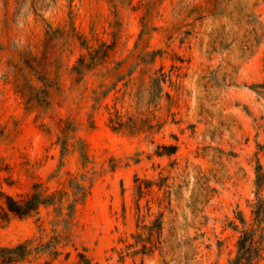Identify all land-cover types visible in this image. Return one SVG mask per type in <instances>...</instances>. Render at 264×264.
I'll return each instance as SVG.
<instances>
[{"label": "rangeland", "instance_id": "obj_1", "mask_svg": "<svg viewBox=\"0 0 264 264\" xmlns=\"http://www.w3.org/2000/svg\"><path fill=\"white\" fill-rule=\"evenodd\" d=\"M36 187L47 203L8 212ZM259 199L264 0H0L14 264H264Z\"/></svg>", "mask_w": 264, "mask_h": 264}, {"label": "trees", "instance_id": "obj_2", "mask_svg": "<svg viewBox=\"0 0 264 264\" xmlns=\"http://www.w3.org/2000/svg\"><path fill=\"white\" fill-rule=\"evenodd\" d=\"M110 125L114 131H130V133H139L144 131L137 122L129 121L123 122L119 115H115L110 118ZM149 128L148 130L152 129ZM164 150H168V154H174L176 147L174 146H162ZM45 199L38 191L37 187L34 193H32L27 199L23 201L15 200L13 197H6V207L8 212L23 218L38 210L41 205L47 203ZM259 204H263V200H258ZM257 203V204H258ZM259 208V205H258ZM257 208V209H258ZM259 215V213H257ZM245 243L243 240L240 241V250L243 249ZM29 255L28 243H22L13 247H2L0 246V264H14L24 260Z\"/></svg>", "mask_w": 264, "mask_h": 264}]
</instances>
